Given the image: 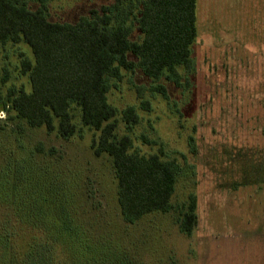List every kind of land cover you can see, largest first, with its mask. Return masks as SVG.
<instances>
[{
	"label": "rangeland",
	"instance_id": "1",
	"mask_svg": "<svg viewBox=\"0 0 264 264\" xmlns=\"http://www.w3.org/2000/svg\"><path fill=\"white\" fill-rule=\"evenodd\" d=\"M107 3L52 0L49 19L74 22ZM196 17L193 69L181 71L178 86L136 72L109 94L118 111L136 108L140 121L128 133L134 151L186 162L171 211L125 223L111 158L91 149L97 133L83 129L82 137L63 140L0 114L1 230L28 226L18 211L30 214L24 202L38 194L43 215L29 224L44 226V215L51 219L52 240L59 223L65 224L104 264H264V0H199ZM20 51L32 58L23 44L0 48V78L9 75L4 89L29 90L20 74ZM158 84L167 98L152 91ZM190 195L196 197L197 225L186 236L179 219Z\"/></svg>",
	"mask_w": 264,
	"mask_h": 264
},
{
	"label": "trees",
	"instance_id": "2",
	"mask_svg": "<svg viewBox=\"0 0 264 264\" xmlns=\"http://www.w3.org/2000/svg\"><path fill=\"white\" fill-rule=\"evenodd\" d=\"M51 1L0 0V48L23 44L32 55L28 58L19 52L20 74L26 77L29 90L24 86L4 89L7 71L0 78V114L31 129L55 132L63 140L77 134L82 137L83 129L97 133L91 149L97 157L111 158L125 223L170 212L177 178L186 162L134 151L128 133L140 121L136 108L118 111L109 102V94L127 74L136 72L152 81L180 84L181 71L193 69L197 0H109L74 22H52ZM152 91L167 98L164 85ZM140 105L150 110L148 102ZM118 115L125 129L122 135L118 134ZM143 139L146 144H157ZM188 145L195 153L192 138ZM12 190L17 191L14 186ZM37 198L38 194L29 196L24 202L30 214L18 211L28 226L0 229V264H104L65 224L59 223L57 240L51 239L53 221L45 215L44 226H32L31 217L43 215ZM196 203L190 195L179 219L183 235L190 236L197 225Z\"/></svg>",
	"mask_w": 264,
	"mask_h": 264
},
{
	"label": "crops",
	"instance_id": "3",
	"mask_svg": "<svg viewBox=\"0 0 264 264\" xmlns=\"http://www.w3.org/2000/svg\"><path fill=\"white\" fill-rule=\"evenodd\" d=\"M199 0H197V2H198Z\"/></svg>",
	"mask_w": 264,
	"mask_h": 264
}]
</instances>
